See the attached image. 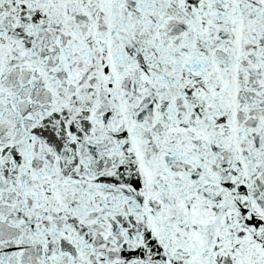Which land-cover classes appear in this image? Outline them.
Returning <instances> with one entry per match:
<instances>
[{"label": "snow or ice", "instance_id": "1", "mask_svg": "<svg viewBox=\"0 0 264 264\" xmlns=\"http://www.w3.org/2000/svg\"><path fill=\"white\" fill-rule=\"evenodd\" d=\"M0 264H264V0H0Z\"/></svg>", "mask_w": 264, "mask_h": 264}]
</instances>
